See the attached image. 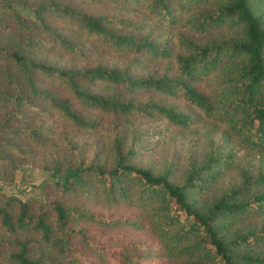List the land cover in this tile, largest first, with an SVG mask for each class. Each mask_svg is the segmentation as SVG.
<instances>
[{
    "label": "trees",
    "instance_id": "trees-1",
    "mask_svg": "<svg viewBox=\"0 0 264 264\" xmlns=\"http://www.w3.org/2000/svg\"><path fill=\"white\" fill-rule=\"evenodd\" d=\"M0 264H264V0H0Z\"/></svg>",
    "mask_w": 264,
    "mask_h": 264
},
{
    "label": "rangeland",
    "instance_id": "rangeland-1",
    "mask_svg": "<svg viewBox=\"0 0 264 264\" xmlns=\"http://www.w3.org/2000/svg\"><path fill=\"white\" fill-rule=\"evenodd\" d=\"M91 154L92 153V149H89L88 150V154ZM40 175V174H39ZM36 176H38V174L36 175ZM7 189H9V190H12V191H16L17 190V188H16V186H9Z\"/></svg>",
    "mask_w": 264,
    "mask_h": 264
}]
</instances>
